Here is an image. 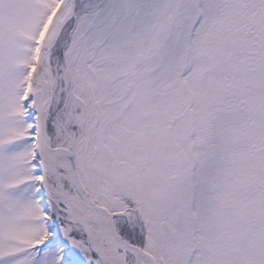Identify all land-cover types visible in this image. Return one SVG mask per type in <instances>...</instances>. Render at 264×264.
I'll list each match as a JSON object with an SVG mask.
<instances>
[{
  "label": "snow or ice",
  "instance_id": "1",
  "mask_svg": "<svg viewBox=\"0 0 264 264\" xmlns=\"http://www.w3.org/2000/svg\"><path fill=\"white\" fill-rule=\"evenodd\" d=\"M0 264H264V0H0Z\"/></svg>",
  "mask_w": 264,
  "mask_h": 264
}]
</instances>
